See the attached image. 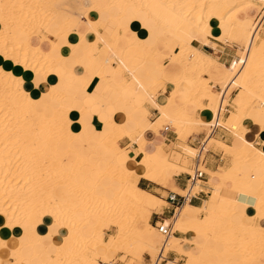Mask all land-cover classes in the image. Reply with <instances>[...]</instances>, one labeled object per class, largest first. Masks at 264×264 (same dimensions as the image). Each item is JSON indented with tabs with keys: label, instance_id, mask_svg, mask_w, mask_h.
I'll return each mask as SVG.
<instances>
[{
	"label": "bare ground",
	"instance_id": "obj_1",
	"mask_svg": "<svg viewBox=\"0 0 264 264\" xmlns=\"http://www.w3.org/2000/svg\"><path fill=\"white\" fill-rule=\"evenodd\" d=\"M263 20L264 0H0V264H106L118 252L124 264H143L144 254L155 261L166 251L187 264H232L235 254L264 264V152L249 138L264 131ZM223 39L238 46L228 66L202 50ZM164 82L173 89L159 98ZM111 83L131 112L109 98L114 115L105 120L101 99L114 91ZM96 94L95 113L84 101ZM146 104L157 120H149ZM194 109L202 113L190 115ZM202 122L211 127L202 154L215 145L233 156L237 171L204 168L209 200L202 209L180 208L173 225L185 238H166L150 222L161 200L140 180L184 196L205 189L200 180L189 191L175 185L178 171L194 175L193 147L169 153L150 141L166 123L184 142ZM223 124L233 145L212 137ZM133 143L139 152L129 151Z\"/></svg>",
	"mask_w": 264,
	"mask_h": 264
},
{
	"label": "crops",
	"instance_id": "obj_2",
	"mask_svg": "<svg viewBox=\"0 0 264 264\" xmlns=\"http://www.w3.org/2000/svg\"><path fill=\"white\" fill-rule=\"evenodd\" d=\"M112 15H116L118 12L116 9H112V11L110 12ZM135 13V12H134ZM133 12H131V14H134ZM144 16H141V18H143ZM149 28L153 31V33L155 35H159V30L155 29L153 26H149ZM39 37L41 39L44 38V35L42 32H40ZM100 49L96 48L95 49V53H97ZM202 50L206 53H208L209 55L213 56L215 59L218 60V62H220L221 64H225V65H230V63L236 58L237 55V50L235 46H231L228 43H217V48H212L211 46H203ZM127 76H125L126 78ZM141 78H144L145 76L142 74L140 75ZM98 85V84H97ZM110 86L114 89V91H112L111 93V100L110 102L112 104L118 103V101L120 100V97L122 96V89L120 87L117 86V84L115 83H111ZM101 87V84H100ZM170 92V88L167 85L166 90H162L158 96L159 98L162 97H167L168 94ZM104 97L102 100V107L105 108V102L104 100L109 96V92L105 91L103 93ZM95 96V97H94ZM129 97V95L127 96ZM92 99L94 100H100V96L98 94L93 95V98H91V100H89L87 103L89 105V107L92 108V110L96 113L98 111H100L97 107L93 106V102ZM118 108L123 109L124 111H126L127 113H130L131 110H129L126 105H123L122 103H118ZM107 109V108H106ZM150 113L152 115V120H154V117L158 116V111L154 108H149ZM197 110L194 109L193 111L190 112V115L194 114ZM202 111H199L198 113H201ZM96 115L93 117L92 119V124L96 123ZM151 121V120H150ZM246 127L254 130V128L250 125V123L246 122ZM206 134H203L201 136H199L197 139L202 141L204 139ZM214 138L219 139L223 142H225L228 145H233L234 143V137L229 133V131L227 129L224 128H218L215 132V134L212 135ZM249 138L251 139V141L254 143V145L261 149L264 152V131H253L252 133H250ZM177 140L178 137L176 136L175 132L172 129H167V130H163L160 134V136L158 137H153L150 141V148H153L155 145L158 144H163L166 147H170V146H174L173 148H175L176 144H177ZM163 141V142H162ZM259 142V143H258ZM257 143V144H256ZM121 146L124 148H127L130 145V141L128 139H124L121 143ZM195 145V144H194ZM236 146L239 145V143H235ZM92 146H89V148ZM79 149L82 150V153L87 156L88 155V151L84 150L83 147H78ZM134 149H137L138 146L137 145H133ZM59 149L61 152H65L68 150V146L65 145L64 143L59 144ZM92 149V148H91ZM202 158V155H201ZM195 161V162H194ZM194 166L192 165V169L194 170L195 167H203L209 171L212 172H217L220 168H225L227 167L230 162L227 158H225L224 153L221 150H208L204 156V158L201 160H199L198 158H195L192 160ZM201 162V164H200ZM235 160L233 161V165H232V169H228L229 171H231L232 173H236L237 169L235 168L236 166L234 165ZM205 172V171H204ZM211 176L205 172V175L202 179H200V181L203 183V188L205 189V191H201L197 196L193 197L190 201V197L192 196H186L188 198L187 202H190L189 206H192L193 208L196 209H202L205 206V201H207L210 195V182H211ZM209 180V181H208ZM174 181H175V185L180 189V190H185V191H189L188 187L190 185L189 181H190V174H188L185 171H178V176L174 177ZM102 184L105 185H110V182L107 183L105 182V180H102ZM119 187V186H118ZM139 187L143 190L149 191L159 197H163L162 194L165 192L167 194V197L165 198V203L166 205L163 207L162 209V213H154L151 217V224L153 226H156V223H160V222H164L166 220H169L171 222L170 226H173V221L175 220L176 216H177V211L180 208H183L185 206V204L181 205V206H177L172 204L171 202H169L168 197L175 193L173 191H171L170 189L163 187L161 185H158L156 183H153L151 181H148L146 179H141L139 182ZM113 189L114 188V184H113ZM60 193V190L59 192ZM177 195H180L178 193H175ZM184 196V195H183ZM186 207H184L185 209ZM203 217V216H201ZM174 219V220H173ZM50 225V220L46 219L45 220V224L43 226L42 232L46 233V228H48V226ZM175 233L174 237L177 238H185V235H183L182 233L178 232H173ZM209 245H214V243L212 241H209ZM15 257V256H14ZM144 257V262L143 264H149V258L145 256V254L143 255ZM143 257H142V261H143ZM151 257V256H150ZM169 261H178V263L183 264V261H185V259L183 257H181L179 254H177L176 252H169L166 260L164 261L165 263L169 262ZM12 264V263H11Z\"/></svg>",
	"mask_w": 264,
	"mask_h": 264
},
{
	"label": "rangeland",
	"instance_id": "obj_3",
	"mask_svg": "<svg viewBox=\"0 0 264 264\" xmlns=\"http://www.w3.org/2000/svg\"><path fill=\"white\" fill-rule=\"evenodd\" d=\"M258 19H260V16H258L255 20H258ZM150 26H153L155 29H157L156 27H155V25H154V23L151 21V24H150ZM251 28V27H250ZM39 34V33H38ZM159 34H160V29H159ZM259 35H260V37L261 38H264V24L262 25V27H261V30H260V33H259ZM222 42L223 43H228L229 45H231V46H235L236 47V49H238V46H237V44H235V43H231V42H229V41H225L224 42V39L222 40ZM148 43L149 44H151V43H153L154 44V40L152 41L151 39H149L148 40ZM101 46V45H100ZM142 56H143V58H144V55H143V53H142ZM168 56H170V54H168ZM168 56L165 58V60H164V64L165 65H167L169 62H170V60H169V58H168ZM213 57V56H212ZM142 60L141 59H138L137 60V63H140ZM125 76H127L126 77V79L127 80H129L130 79V76H128V75H125ZM168 82H164V83H162L163 85H164V87H163V85L160 87H158V88H156V90H157V94H156V96L162 91V90H166V88H167V85H168V87L170 88V92H169V94H168V96L170 95V93H171V90L173 89V87H172V84H170V83H168ZM102 86L104 87L105 85L104 84H102ZM163 87V88H162ZM215 89H214V91H216V92H218V93H221V92H223V89H222V87H220V86H218V85H215ZM237 92V91H236ZM236 92H234L233 94H232V96L231 97H229V102H230V104H231V107H233L234 108V105H233V99L236 97ZM85 97H87V96H85ZM109 98H111V93H109V96L104 100L105 101V108H107L105 111H104V116H103V119H105V120H107V116L108 115H111V114H113L114 113V108H112V107H110L109 106ZM189 98H186V100H188ZM89 100H91V98H85V103H86V106H88L89 107V105H88V101ZM108 104V105H107ZM146 106L147 107H149V108H151L148 104H146ZM231 107H228L227 109L228 110H232V108ZM91 108V107H90ZM92 109V108H91ZM109 109V110H108ZM197 111L193 114V115H198V114H200V113H198L199 111H201V110H199V109H196ZM110 111H111V113H110ZM116 113V112H115ZM202 113V112H201ZM224 114L222 115V122H226V120H227V118L229 117V112L228 111H225V112H223ZM158 114H159V112H158ZM114 115V114H113ZM150 117H148L149 118V120H151L152 122L153 121H155V120H157V117H154V120H152V115L150 114L149 115ZM211 122H213L214 123V118H212L211 120H210ZM206 123V122H205ZM205 123H201V124H203V126H200V125H198L197 126V128H194V129H190V130H188L187 132H186V135H185V141L183 142L182 140H177V144H176V146H175V148H173L172 146H170V147H166V149L169 151V153H173V151H177V152H179V153H181V154H184V152H183V150H181V149H179L178 147H177V145H185V147H187L186 149H188L189 147L188 146H190V147H193L194 149V152H195V157L193 158V159H195L196 158V156L198 155V153H199V151L201 150L200 149V146L199 145H193L191 142H190V137H196V138H198L199 136H201V135H203V134H206L207 136L209 135V133H210V130H211V127H208V125L207 124H205ZM205 124V125H204ZM163 125V129H162V131L163 130H165V129H172L174 132H175V129L172 127V125L171 124H162ZM223 127H224V129H226V127L227 126H225L224 124H223ZM222 127V128H223ZM228 129V131H229V133L233 136V133L230 131V129L229 128H227ZM161 131V132H162ZM175 134H176V132H175ZM176 136L177 137H179V135L178 134H176ZM213 137V136H212ZM216 139V138H215ZM219 140V139H218ZM133 145H137V144H135V143H133L132 144V146L131 147H129L128 149H129V151H135V152H139L138 151V148L137 149H134L133 148ZM138 146V145H137ZM89 147V146H88ZM211 149H213V150H221V149H219V148H217L216 149V146L215 145H211V147L209 148V150H211ZM222 151V150H221ZM223 153H224V156H225V158H227L228 160H229V162H230V164L227 166V167H225V168H220L219 170H221V169H223L224 171L225 170H227V169H230L231 167H232V165H233V161H234V158H233V156L231 155V154H229V153H226V152H224V151H222ZM60 154L62 155L63 154V152H60ZM205 154L206 153H204V154H202V158L201 159H203L204 158V156H205ZM63 156V155H62ZM192 159V160H193ZM192 165H193V162L191 161L190 162V164H189V166H188V168L191 170V171H194L193 169H192ZM200 169L202 170V171H205L204 170V168L201 166L200 167ZM206 172V171H205ZM209 174V173H208ZM210 175V174H209ZM76 178L78 177L77 175L75 176ZM148 181H151V180H148ZM105 182H107V183H109L110 181H108V179H105ZM151 182H153V183H156V184H158L157 182H154V181H151ZM159 185V184H158ZM202 187H203V183H202ZM114 188L115 189H119V187H118V185L114 182ZM149 192V191H148ZM151 193V192H150ZM153 194V193H152ZM197 194V193H196ZM195 194V195H196ZM153 195H155V194H153ZM162 195H164L163 197H159V196H157V195H155L156 197H158L161 201V207L156 211V213H162V209H163V207L166 205V203H165V198L167 197V194L164 192ZM208 200H209V198H207ZM204 212L203 213H201V215L200 216H204ZM114 228L113 227H111V229L110 230H105V233H106V239H108L109 238V235L110 234H112V233H114ZM173 230L176 232V230H175V227H174V225H173ZM176 233H178V232H176ZM161 241H162V245H161ZM212 241V240H211ZM213 243H214V241H212ZM165 243V238H160V244H159V249L160 248H162L163 247V244ZM166 252H172V251H166ZM168 253L166 254V255H168ZM231 256L232 255V253L231 252H227L226 253V257L227 256ZM124 256V254L123 253H120V252H118V253H116V255L114 256V259H112V262H109V260L108 261H106V264H124V262L122 261V257ZM145 256L146 257H148V258H150V256L149 255H147V254H145ZM181 257H183L184 259H185V261H183V264H187L188 263V259L187 258H185L183 255H180ZM233 257H234V263H232V264H239V262H242L241 264H248L249 263V260H248V258H243V257H241V255H239V254H235V255H232ZM261 257H262V260H263V257H264V254H261ZM153 259H155V258H153ZM121 260V261H120ZM143 262H144V257H143ZM177 263H178V261H177ZM180 264V263H179ZM259 264V263H258Z\"/></svg>",
	"mask_w": 264,
	"mask_h": 264
},
{
	"label": "built area",
	"instance_id": "obj_4",
	"mask_svg": "<svg viewBox=\"0 0 264 264\" xmlns=\"http://www.w3.org/2000/svg\"><path fill=\"white\" fill-rule=\"evenodd\" d=\"M263 24H264V20H263ZM218 128H222V127H219L217 126L216 128H212V135L215 134L216 130ZM168 129V128H167ZM165 129V130H167ZM207 139V135H205L204 139L202 141L198 140L196 137H190V142L194 145H199L200 146V151L198 153V155L196 156V158H198L199 160H201L202 162V159H201V155H202V151H203V144L205 142V140ZM200 162V163H201ZM205 175V172L202 171L200 169V167H195L194 169V175H191L190 174V182L193 183V185L196 184L197 181H199L200 179H202ZM199 193H197L196 195L190 197L189 201L197 196ZM168 200L169 202H171L172 204L174 205H177V206H181L183 204H185L187 201H188V198L186 196H183V195H177L175 193L171 194L169 197H168ZM165 222V221H164ZM164 222H160V223H156V229L166 238H169L171 235H174L175 233L172 232V226H165L164 225ZM162 260V261H161ZM166 260V258H163L162 257V254H159L158 258L153 261L152 258L150 257L149 258V264H168L165 263L164 261Z\"/></svg>",
	"mask_w": 264,
	"mask_h": 264
}]
</instances>
